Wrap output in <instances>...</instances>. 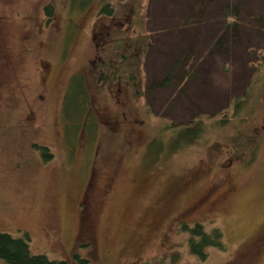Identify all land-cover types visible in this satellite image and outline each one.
I'll return each mask as SVG.
<instances>
[{"label": "rangeland", "instance_id": "obj_1", "mask_svg": "<svg viewBox=\"0 0 264 264\" xmlns=\"http://www.w3.org/2000/svg\"><path fill=\"white\" fill-rule=\"evenodd\" d=\"M72 1L0 0V234L70 264H264V0H144L99 27L106 0ZM120 27L150 34L140 94L97 87ZM76 74L96 130L64 120ZM196 226L223 234L205 259Z\"/></svg>", "mask_w": 264, "mask_h": 264}, {"label": "trees", "instance_id": "obj_2", "mask_svg": "<svg viewBox=\"0 0 264 264\" xmlns=\"http://www.w3.org/2000/svg\"><path fill=\"white\" fill-rule=\"evenodd\" d=\"M71 3L73 2L70 0ZM110 2L103 3L101 10L96 21V27L102 24L106 19L114 20L117 16L118 20H122L121 24L132 23L135 17L144 11V0H109ZM125 1V3H123ZM49 11V10H48ZM228 16L229 13H226ZM103 25V24H102ZM236 28L237 24L234 22L232 25ZM117 28V33H113L109 38L107 45L104 49H107L104 55L105 58H98V72L97 82L99 89H106L107 87L120 86V84H127L134 93L137 91L140 94L143 81V70L145 54L150 46L149 33H146L145 37H131L129 35V28L123 31ZM121 29V30H120ZM130 31V30H129ZM125 33V34H123ZM183 65L176 64L174 68L169 72V76L166 78L165 83L175 77V72L179 67ZM179 73V72H178ZM185 74V75H184ZM183 76H186L184 73ZM140 89V91H139ZM90 95L87 80L83 74H76L72 77L69 89L64 98V111L63 115L66 122L73 123L77 129L86 128L91 129L93 126L96 130L97 124L94 122V116L91 112ZM91 120V121H89ZM189 125H184L190 127ZM179 127L181 125H173ZM75 130L76 131L78 130ZM79 132V131H78ZM81 132V131H80ZM200 135L202 130H200ZM198 136L195 139H199ZM77 135V133H76ZM76 138V137H75ZM193 140L192 142H194ZM192 237L190 239L191 247L193 248V255L200 259H205L207 254L206 250L211 247H222L221 239L223 234L220 229H215L213 233H206L200 226L192 231ZM30 239L28 235H25L23 239H15L8 234H0V260L6 264H70L69 261H50L45 256H34L30 253ZM73 264H90L89 260L80 258L75 253L72 259Z\"/></svg>", "mask_w": 264, "mask_h": 264}, {"label": "flooded vegetation", "instance_id": "obj_3", "mask_svg": "<svg viewBox=\"0 0 264 264\" xmlns=\"http://www.w3.org/2000/svg\"><path fill=\"white\" fill-rule=\"evenodd\" d=\"M72 24V22H70Z\"/></svg>", "mask_w": 264, "mask_h": 264}]
</instances>
